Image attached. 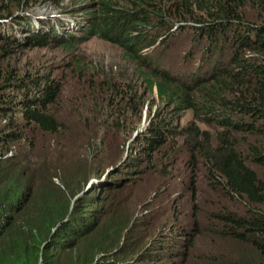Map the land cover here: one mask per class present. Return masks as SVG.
<instances>
[{
	"label": "trees",
	"instance_id": "trees-1",
	"mask_svg": "<svg viewBox=\"0 0 264 264\" xmlns=\"http://www.w3.org/2000/svg\"><path fill=\"white\" fill-rule=\"evenodd\" d=\"M9 6L0 0V44L4 48L41 46L48 41L65 44L68 49L80 38L97 36L119 45L149 81V89L155 87L159 100L176 113L190 110L192 121L181 131L159 124L147 126L134 140L124 162L110 173L109 184L94 185L72 203L71 197L83 187L66 195L54 183L56 177L66 176L65 172L57 175L56 168L51 166L46 172L41 166L35 170L17 157L16 149L12 148L26 140L29 132L59 130L47 114L48 105L57 98V86L50 82L41 89L39 86L38 95L24 99L17 109L12 106L19 101L9 102L4 93L19 80L14 73H7L0 83V241L9 229L19 231L17 235L21 238L16 241L8 237L9 244L0 248V264H39L42 255L33 240L40 233L51 236L56 225L59 227L54 239L44 246L46 256L51 257L64 245L56 241L63 234L70 235L84 249L81 253L63 252L60 259L55 258L57 264H185L184 254L199 231L197 223L190 231L173 224L170 233H166L172 238L161 233L149 236L147 242L148 231L138 238L131 231L133 228V232H140L139 227L148 221L150 211H146L144 219L141 214L144 210L137 216L131 211L125 216L117 215L121 201L130 194L122 188L145 178V168L141 166L145 157L151 161L154 153L169 144L163 152V165L176 162L175 151L180 145L174 138L180 132L190 138L183 143L187 180L177 175L180 180L177 184L179 190L186 187L189 190L192 213L201 212L198 186L204 181L212 193L220 194L228 204L223 205L222 211L203 212L205 226L219 238L248 245L249 251L244 254L252 258L250 263L264 264V180L260 176L264 169V0H171L166 9L164 5L150 9L135 4L133 9L120 11L105 3L104 11H77L81 14L76 19L79 35L65 31L64 37L44 18L33 22L23 12L22 3L17 5L20 11L15 14ZM175 24L180 25L178 28L192 24L196 33L190 39L175 36L170 33ZM20 39L26 42L21 44ZM172 39L184 41L185 51L178 52L177 57L172 55ZM203 39L205 43L200 49L198 45ZM219 43L226 49L223 55L212 47ZM156 44L162 61L155 65L150 60L148 65L142 51ZM0 51V55L5 52L1 47ZM201 68L205 76L195 74ZM189 71L184 79L179 75ZM196 122L214 129L212 132L200 129ZM168 136L172 139L166 145ZM79 165L78 168L87 167L83 161ZM91 168L81 171L86 173V181ZM93 170L92 176L97 177L104 172ZM120 175L122 178L114 179ZM47 186L51 190H46ZM126 226L128 230L122 233ZM179 235L182 237L177 240ZM62 242L68 244L67 240ZM99 254L111 257L93 259Z\"/></svg>",
	"mask_w": 264,
	"mask_h": 264
},
{
	"label": "rangeland",
	"instance_id": "rangeland-1",
	"mask_svg": "<svg viewBox=\"0 0 264 264\" xmlns=\"http://www.w3.org/2000/svg\"><path fill=\"white\" fill-rule=\"evenodd\" d=\"M1 1L9 4V7H12L11 12L14 14L20 11L17 9V5L22 3L24 5L23 12H27L33 22L37 23L39 18L48 20L46 23L49 26H55L60 36L68 30L75 36L79 35L75 22L81 14L77 11H104L103 4L105 3L118 11L133 9L135 4L150 9L164 5L166 9L171 3V0ZM179 26L175 24L170 33L175 36L181 35L182 38L189 36L188 39L196 33L192 24L181 26L183 31L178 28ZM160 32L161 35H164L162 31H158V33ZM25 42V40H19L21 44ZM204 43L205 39L198 47L202 49ZM3 45L0 44L2 50L5 51L0 55V83L5 75H8L7 73H14L19 80V83L4 93L9 98V102L19 101L17 104L13 103L12 107L18 109L24 99L37 96L38 87L40 86L39 89H41L46 82L57 86V98L48 105L47 114L57 123L59 130L52 133L40 132L38 129L35 132H29L26 140L12 148L16 149L17 157L26 160L29 166L35 167V170L41 166L42 171L46 172L51 166L56 168L57 175L60 171L65 172L66 176L56 177L54 183L64 190L66 195L69 191L78 192L83 187L79 194L71 197L72 203L83 196L85 190H87L86 192L91 190L94 185L109 184L110 173L124 162L133 146V139L135 140L140 133H143L147 126L159 124L181 131L192 121L190 110L176 113L166 107L165 101L159 100L155 87L152 90L149 89V81L144 79L136 68V62L131 60L119 45L107 42L97 36L80 38L78 41H74L68 49L64 46L65 44L48 41L41 46L31 45L19 49H13L10 46L4 48ZM214 46L223 52H220L221 55L226 52L221 43L213 44L212 47ZM170 47L174 57H177L178 52L185 51L184 41L175 42L172 39ZM169 54L170 51L167 56V65ZM168 67L171 70H176L171 65ZM202 71L203 68L196 69L195 74L205 76L206 73L202 74ZM190 72H179V75L184 79ZM118 88L119 90H117ZM18 118H20L19 113L17 114ZM196 125L200 129H207L210 132L214 129L199 122H196ZM180 134L174 138L177 141L176 144L180 145V148L175 151L178 155L176 162L172 165H163L165 163L163 152L168 150V143L172 139L171 136H168L165 141L168 145L160 148L156 154L154 153L151 161H147L145 157L142 162L141 166L145 168V178L134 181L132 186L122 188L124 192L130 191V194L121 201L117 215L125 216L131 211L137 216L144 210L141 213L143 214L142 219H144L146 211H150L148 221L139 227L141 228L140 232H133V228L131 231V235L137 238L141 234L146 236L148 231L147 242L149 236L161 233L168 236L166 233H170L173 224L183 225L184 229L187 228L190 231L194 223H197L199 231L184 254L185 264H228L231 262L251 264L252 258L249 254L247 256L244 254L245 251H249L248 245H244L238 240L219 238L215 231H211L205 226L207 222L203 212L210 214L211 211H222L224 210L223 205H228L219 197L220 194L212 193L210 187H207L203 181L198 186V202L201 212L195 215L192 213L191 202L193 199L190 197L189 190L187 187L183 191L179 190L177 183H180V180H177V175H181L185 181L187 180L186 165L184 164L187 153L183 143L190 138L185 132H180ZM169 153L171 154V151ZM80 161H83L87 167L78 168L82 165H79ZM149 164H151L150 168ZM90 167L93 168L89 170L90 177L86 181V173L81 171L90 169ZM94 168L104 172L99 177L92 176ZM164 171L168 173L166 176ZM261 171L260 176L264 180V169ZM120 178H122L121 175L114 179ZM172 182L174 186H172ZM91 185L92 188L89 189ZM50 187L47 186L46 190H51ZM181 195L183 198L180 197ZM218 201H221L222 204H218ZM238 207L241 209L240 205ZM58 227L59 225H56L51 236L48 237L40 233V236L33 240V244H36L41 251L42 259L39 264H57L58 261L55 258L60 259L63 252L81 253L84 251L73 242L74 239L70 235L63 234V238L56 241L64 243V245L51 253V257L46 256L44 246L54 239ZM127 230L126 226L122 233ZM18 233L19 231L15 229H9L5 238L0 241V248L9 244L8 237H13L12 240L17 239L16 241H18L21 238L17 235ZM168 237L172 238L173 236ZM181 237L182 235H179L176 238L179 240ZM62 240H67L68 244ZM48 251L50 250L48 249ZM100 256L111 257V255L99 254L93 259Z\"/></svg>",
	"mask_w": 264,
	"mask_h": 264
},
{
	"label": "clouds",
	"instance_id": "clouds-1",
	"mask_svg": "<svg viewBox=\"0 0 264 264\" xmlns=\"http://www.w3.org/2000/svg\"><path fill=\"white\" fill-rule=\"evenodd\" d=\"M77 21V20H76ZM78 22V21H77ZM69 31V30H68ZM70 32V31H69ZM65 36V34H63L62 35V37H64ZM159 40H161V39H159ZM158 44V43H157ZM157 44L156 45H154V46H152V47H149V48H147V49H144L143 51H142V53H143V56H144V58L146 59V61H147V64L149 65V63H150V60H152L153 62H154V64L155 65H158V63L160 62V61H162L161 60V58H160V56H159V54L156 52V46H157ZM160 66V68L161 69H164V67L162 66V65H159ZM163 67V68H162ZM133 141H134V139H133ZM92 188V185L89 187V189H91Z\"/></svg>",
	"mask_w": 264,
	"mask_h": 264
}]
</instances>
